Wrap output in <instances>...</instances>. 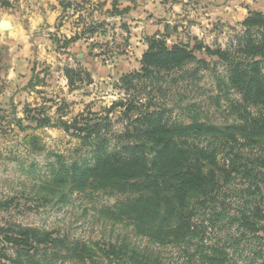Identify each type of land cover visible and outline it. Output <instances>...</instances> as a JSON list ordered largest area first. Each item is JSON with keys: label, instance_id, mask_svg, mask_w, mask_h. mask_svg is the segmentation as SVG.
Wrapping results in <instances>:
<instances>
[{"label": "trees", "instance_id": "1", "mask_svg": "<svg viewBox=\"0 0 264 264\" xmlns=\"http://www.w3.org/2000/svg\"><path fill=\"white\" fill-rule=\"evenodd\" d=\"M0 6L10 4L0 0ZM62 6L72 8L67 1ZM111 13L123 12L113 8ZM96 28L90 25L80 35L62 43L57 40V47L67 49ZM239 32L233 48L231 43L225 49L213 48L197 37L172 39L168 45L164 32L145 35L139 68L120 77L126 90L144 79L152 86L151 93H158L161 86L156 82L166 81L170 72L193 65L198 73L201 66L218 62L226 68V76L219 75L218 80L227 92L240 95L239 101L228 100V108L236 113L228 124L171 120L164 112L171 114L172 109L157 104L160 97L144 94L121 99L108 110L125 109L122 115L128 126L121 135L125 142L117 144L101 136L103 128H110L107 117L87 113L71 121L61 117L54 121L40 106L24 107L23 119L34 128L59 125L94 146L83 159L52 165L53 177L38 186L44 203L65 202L74 191L128 194L125 200L104 207L105 217L132 224L136 235L160 246L181 247L182 264H264V13L249 10ZM64 74L70 87L82 75L70 66ZM16 122L25 126L22 118ZM189 138L216 143L191 145ZM0 233L16 252L11 257L0 249L7 264H53L62 251L83 264H99L98 256L108 264H165L158 253L127 241L70 242L67 235L21 226L0 228Z\"/></svg>", "mask_w": 264, "mask_h": 264}, {"label": "rangeland", "instance_id": "2", "mask_svg": "<svg viewBox=\"0 0 264 264\" xmlns=\"http://www.w3.org/2000/svg\"><path fill=\"white\" fill-rule=\"evenodd\" d=\"M65 1L72 4V0ZM144 1L134 0L131 2L133 10L140 6L143 7ZM154 1L156 6H154ZM227 1H234L238 5H250L247 8L248 11L256 9L264 13V0H217V3L224 5ZM169 2H172V0H160V3L167 4ZM152 3V5L148 4V10L146 11H151V13L148 12L151 21L152 18L156 20L147 22V27L143 28L141 37L144 39V35L152 34L158 25H163L162 27L167 25L164 33L168 34L166 36L168 45H170L172 39L187 41L191 37H197L213 48L216 46L222 49L230 48L231 43V48H233L236 36L240 34V22L244 19L240 21L242 14H240L239 8L233 7L231 11L238 12L234 14L231 22L216 20V22L204 26V30L199 27L202 32L201 35L194 28L188 26L186 22L181 23L183 22L182 18L186 17L187 14L190 16L189 13L184 12L187 11V8L179 9L178 12L174 10L175 13H173L179 14L180 17L176 15L173 17L172 12L170 15H167L166 12V15L162 16L163 13L158 8L159 1L153 0ZM74 4L76 3L74 2ZM129 15L131 16V14ZM133 15L135 16V14ZM152 15L160 16V18L152 17ZM68 16L71 17L72 13H69ZM171 18V23L166 24V19ZM191 18H194V16H191ZM127 19L124 23L121 22L120 26L122 28L124 26L129 27L127 24L129 20L131 21L130 26L135 24L132 23L133 18L128 17ZM110 23L114 25L113 21L109 20L107 27L103 28V32L114 39L113 46L117 57L111 59L112 61L108 65L104 64L100 58H96L97 62L93 60L92 58L98 55L96 49L106 42L93 40L85 47V53L81 58L78 57L77 52L81 51L83 47H75L71 50L69 53L71 57L70 65L63 63L61 66L56 64L52 66L45 62L39 63L37 72L32 75L30 81L38 86L37 90L42 91L43 96L35 92L31 95L33 100L30 104H36L34 100L38 98V102L41 103L40 107L54 121L60 117L66 121H71L73 118L79 117L80 114L85 115L87 113L96 114V118L107 117L110 119V128H103L101 136L116 141L117 144L125 142V137H121L128 126V121L122 115V111L125 109L117 107L110 112L108 110L113 103L121 99L155 95V97L162 99L158 100L157 104L161 102L167 108L172 109L171 114H169V111H165V116L170 115L171 120L179 122L189 123L198 120L216 125H225L234 120L236 113L228 108V100L239 101L240 95L235 91L227 92L218 80L219 75L226 76V68L218 62L211 63L206 68L201 66L198 73L193 65H186L183 69L170 72L166 76V81L156 82L161 86V92L158 93H151L152 86L144 79L134 83L136 87L126 90V85L121 82L120 77L139 68V61L135 60L138 49L135 42L137 41L135 39L130 42L125 39L126 34L116 37ZM159 31H163V29ZM133 33H139V30ZM63 41V39H60V43ZM60 53H66V50ZM86 57L91 58L95 63L97 71H103L101 75L108 72L110 76L99 78L93 73L94 70L88 71L87 69L90 70V66L80 60ZM119 59L120 64H118ZM69 66L78 70L82 75L80 79H75L76 82L73 87H70L67 83L64 85L65 89H62L63 84L60 77L54 72L61 68L64 74V68ZM7 111L0 107V228L36 227L67 235L70 242L106 241L120 243L121 241H127L138 248H145L158 253L162 263L182 264V259L179 256L180 252L183 251L181 247L173 245L160 246L149 241L143 235H136L132 224L126 221L113 222L105 217L102 209L125 200L129 196L128 194L107 190L74 191L68 195L65 202L53 200L44 203L42 195L38 194V186L53 177L51 173L52 165L59 160L69 162L73 159H83L89 155V150H93L94 146L85 143L76 132H67L59 125L34 128L33 123L25 119L26 124L22 123L25 126L19 127L16 124L17 118L14 111L13 115H10V113L12 114L11 110L7 109ZM23 116L25 117V115ZM210 141L199 143L193 138H189L188 142L191 145L199 143L207 146ZM114 142H111L110 146ZM211 143H216V141H211ZM217 147L219 151L223 149L219 144H217ZM58 155L61 158L58 159ZM218 155L220 156L219 153ZM1 237L2 235H0V249L3 248L5 255L15 257V248L9 243L3 242ZM191 246L193 251L194 247ZM24 258L28 261L27 257ZM95 259L99 264H108V261L101 256L95 257ZM78 260L74 254H66L65 251H62L55 255L52 263L83 264ZM0 264H7L1 256Z\"/></svg>", "mask_w": 264, "mask_h": 264}, {"label": "crops", "instance_id": "3", "mask_svg": "<svg viewBox=\"0 0 264 264\" xmlns=\"http://www.w3.org/2000/svg\"><path fill=\"white\" fill-rule=\"evenodd\" d=\"M62 1L65 2V0H8L9 7L0 6V18L9 19L12 26L8 31L0 30V107L6 109V112H8L7 109L11 110L12 114L10 113V115H13L14 111L16 118H22V122L25 124L23 119L24 107L29 105L31 107L40 106L41 104L38 102V98L34 100L36 104H30L33 100L31 95L37 92L38 95L43 96V92L37 90L38 86L29 84L32 75L37 72L39 63L45 62L52 66L55 64L61 66L63 63L69 64L71 61L69 53L75 47H83L81 51L77 52L78 57L81 58L85 53V47L91 41H106L109 38V35L103 32V28L107 27L109 20L114 23V25L110 24L113 26L116 37L126 34L125 39L130 42L136 39L135 45L138 46V49L135 60L139 61L141 54L146 49V43L141 37L143 35L142 30L147 22L156 20L152 18L151 21L148 17L151 11H146L148 4H153V0H145L143 7H137L134 10L133 4L131 5L134 0H72V10L71 8L65 10ZM158 1V8L162 11V16H165L166 12L167 15L172 12L174 17L176 15L174 10L187 8V11L184 12L189 13L190 16L187 14L186 17L182 18L183 22L181 23L186 22L188 26L194 28L201 35V29L204 30L209 23L216 22V20L231 22L234 14L238 12H232L233 7L239 8L240 14H242L241 21L245 18L247 8L250 6L238 5L234 1H227L226 4L222 5L217 3V0H172L167 4ZM154 6H156L155 1ZM113 8L123 13L112 14ZM125 9L127 11H124ZM69 13H72L71 17L68 16ZM176 16L180 17L179 14ZM128 17L133 18L132 23H135L130 26L131 21H128L129 31L125 26V29L120 26L121 22L124 23L128 20ZM152 17L160 18L156 15H152ZM171 21L172 18L166 19V24L171 23ZM90 25H98L95 32L81 35L67 49L57 47V40L80 35ZM162 26L158 25L153 33L162 29L163 31L159 32H164L167 25ZM161 27L162 29H160ZM136 30H139V33L134 34L133 32ZM199 33L196 35L198 36ZM128 35L129 37H127ZM63 50H66V53H60ZM96 58L99 56L97 55L92 59L96 61ZM80 60L89 65L90 70H87H94L93 73L99 78L110 76L108 72L101 75L103 71H97L91 58L86 57ZM120 63L119 59L118 64ZM54 73L60 77L63 84L62 89H65L64 85L67 84V79L63 70L59 68Z\"/></svg>", "mask_w": 264, "mask_h": 264}, {"label": "built area", "instance_id": "4", "mask_svg": "<svg viewBox=\"0 0 264 264\" xmlns=\"http://www.w3.org/2000/svg\"><path fill=\"white\" fill-rule=\"evenodd\" d=\"M117 19L119 18L117 17ZM113 45H114V39L112 37H109L104 45H101L96 49V54H98L99 58L102 60L104 64L108 65L112 61L111 59L117 57V53L116 51H114L115 47Z\"/></svg>", "mask_w": 264, "mask_h": 264}, {"label": "water", "instance_id": "5", "mask_svg": "<svg viewBox=\"0 0 264 264\" xmlns=\"http://www.w3.org/2000/svg\"><path fill=\"white\" fill-rule=\"evenodd\" d=\"M12 26L10 24V20L7 18H0V30L8 31Z\"/></svg>", "mask_w": 264, "mask_h": 264}]
</instances>
